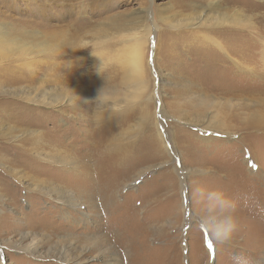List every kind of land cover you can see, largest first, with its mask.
<instances>
[{
  "label": "rangeland",
  "instance_id": "rangeland-1",
  "mask_svg": "<svg viewBox=\"0 0 264 264\" xmlns=\"http://www.w3.org/2000/svg\"><path fill=\"white\" fill-rule=\"evenodd\" d=\"M207 1L0 0V34L2 35L0 39V264H66L51 256L49 245L58 244L61 237L70 236L74 242L68 243V246L76 254L80 248L76 251L74 246H81L80 243L83 245L86 236L93 234H100L102 237L105 234L107 237L105 244L99 245L98 251L103 252V255L98 259L94 258L98 252L96 250L92 252L91 246L88 245V249L83 250L86 251L84 254L86 258L80 264H113L114 260H117L118 264H256L257 261L264 264V245H262L264 127H251L249 121L250 114L257 106L253 108L251 104H247V101L244 103L243 99L241 104H238L237 99H233V107L222 106L225 109L221 106L208 107L210 115L217 116V120L223 123V126L219 127L213 122L211 128L228 131L227 128L230 127V134L218 131L212 133L210 129L205 131L193 125L202 119L195 118L196 122L184 124L177 120L179 118L171 119L165 115L158 117L161 115V99L166 102V110H171L174 104L170 102L177 100L182 73L192 77L195 83H200L199 85L207 92L211 89L216 90L217 85L220 88L224 84H229L227 86L241 87V98L246 97L245 95L253 97L257 92L261 93V90L257 89L260 86L256 87L259 83L264 84V76L262 78L259 72L261 70L264 73L262 70L264 62H260L262 46L256 40L259 37L258 33L246 29H241L239 32L240 30L230 26L225 28L222 34H215V37H221L222 42L229 43L231 40L234 48L241 49L242 65L239 70L234 68L233 64L226 67L218 66L221 60L222 63L227 60L220 56V58L216 57L220 48L213 43L208 42L209 47L207 44L204 45L205 41L200 43L194 40V43H191L187 35H193L197 30L185 27L176 30L163 20L165 13L166 15L178 12L193 14L194 4L205 5ZM246 1L242 0L241 3L229 1L228 4L245 8L246 13L254 15L255 19H253L257 26L264 28V22L262 24L259 22L264 15L262 14L264 7H260L259 3H264V0H248L255 4L251 8L245 5ZM156 6L170 7L164 10L165 13H161L159 10L156 11ZM148 8L149 17L146 16ZM154 15L156 18L153 17ZM46 23L52 29L65 28L69 35L75 36L76 32L79 33L78 36L85 41V45L81 46V57L71 56L69 64L85 69L84 72L87 71L86 73L89 74L97 71L95 82L100 87L102 85L106 87L101 88L105 91L111 89L107 88L108 83L102 77L106 75L111 83L109 85L112 86L120 80V73L110 69L116 61L109 53L99 52L98 42L108 40L114 46L110 45L111 48L106 51L118 52L119 44L116 39H120L124 33H133L134 30L141 29V26L151 29L149 42L145 48L148 54L147 67L157 63L165 74L159 99L156 104H150V116L154 117L156 108V115L161 119L168 140L169 154L160 151L158 155L151 156V153H148L147 156L150 158L141 156L137 164L149 169L132 184L123 187V183L119 182L113 186L109 194H112L111 191L114 189L118 190L112 200L100 186L92 191V187L89 188L91 180L73 183V189L79 190L81 194H87L85 187L92 191L94 203L93 206L90 205L88 211L97 219H101L98 221L99 225L86 222L84 216L73 214L71 207L67 205L63 207V204L61 205L57 200H52L46 194L29 186L32 182L30 176L48 177L66 182L72 180L74 172L50 164L39 170L44 165L34 152L31 149L27 150L28 145L15 142V136L11 137L13 134H21L20 128L24 125L34 128V124L36 125L39 120L57 116L56 124L49 122L47 129L45 127L48 137L61 139L58 140L59 143L63 141L68 144L70 136L67 131L63 137L59 138L58 135L63 134L65 129L77 128L79 134L69 143L79 145L81 148L72 149L67 146L73 155L96 167L95 172L102 160L99 156L104 151L114 156L118 155L122 157L120 160L111 161L117 166H112L114 167L112 177L116 182H122L123 178L129 177H125L118 168L123 169L127 164L125 161L120 163L125 157L109 146L106 147L108 139L104 136L105 146H102L97 155L98 147L94 145H99L101 140L99 137L102 132L97 128L101 124L97 125L92 120L87 122L91 124L89 126L84 121L78 123V120L67 118L50 106L43 104L39 106L22 96L23 90L30 89L31 82L24 77L29 72L28 68H25L24 72L19 71L20 66L17 63H20L21 53L17 51L15 45H10L12 49L7 51L5 49L7 45L1 40L5 38L16 42L21 36L20 32L27 31V35L21 37L30 41L31 33L39 28L43 31V24ZM153 23H158L161 28L156 30ZM211 34H213L212 30ZM232 35L234 38L231 37ZM186 44L193 45L189 49H184L183 46ZM239 44L240 47L236 46ZM154 49L157 54L154 53ZM236 54V52L232 53L237 57ZM14 61H17L16 67L12 63ZM9 63L12 64L10 68L7 67ZM96 66H100L101 71H98ZM149 68L152 71L153 66ZM153 72L154 70L149 72L151 85L155 73ZM94 84L90 85L95 86ZM220 101L225 99L220 97ZM126 116L129 120L124 125L126 126L124 129L130 124L133 125L128 129L132 132V136L128 132L125 134V148L134 154L138 151L143 152L142 145L150 144L143 143V140L154 133L153 128H142L140 125L139 129H133L134 123L139 120V111L129 112ZM176 125L181 126L183 132H175ZM101 128L105 130L106 124H102ZM116 131L117 134L123 132V130ZM173 132L179 135L177 136L179 144L175 146L170 144L168 138ZM19 168L28 173L27 179L22 182L13 175V171ZM93 186L95 187L94 184ZM153 192L155 194H152ZM146 215L149 220L146 219ZM228 217H235L237 226L231 242L226 246H220L213 238L209 225L219 224ZM27 232L35 233L39 237L43 235L46 238L48 235L52 237V242L40 243L41 256L21 248L22 244L26 245L29 242V239L24 240L20 248L19 244H16L20 242L21 234ZM109 246L111 248L104 252ZM256 248H261V251L256 253Z\"/></svg>",
  "mask_w": 264,
  "mask_h": 264
},
{
  "label": "bare ground",
  "instance_id": "bare-ground-1",
  "mask_svg": "<svg viewBox=\"0 0 264 264\" xmlns=\"http://www.w3.org/2000/svg\"><path fill=\"white\" fill-rule=\"evenodd\" d=\"M229 1H234L233 3L242 2V0H208L206 2L207 4L205 5L194 4L192 6V8H194L193 14H190L189 12L180 14L181 12H178L175 14L170 13L166 15L164 10L168 9L170 6H156V11L159 10L161 11V13H165L164 15L160 14L163 15V20H165L167 24H169V26L176 30H180L183 27L190 28L191 30H197V32H195L193 35H187V39L191 40V43H194V40L200 41V43L202 41H205L204 45L207 44L208 47L209 43H213V45L219 47L220 49H218L219 51L216 57L218 58L220 56L228 61V63L227 61L222 63L221 60V64H218V66L221 67H226L229 64H233L235 66L234 68L241 70V49L237 50V48H234V45L232 46L231 40L229 43H225V41L222 42L223 40L220 39L221 37H215V34H222L223 32H225L223 30H225V28H229L230 26L240 30L239 32H241V29L256 32L259 36L258 38H256V40H258V42L261 44L260 46H262L260 52L262 61L260 60V62H264V28L261 26H257L254 20L255 18L253 17L254 15L246 13L244 10L245 8L242 9L238 5L237 7L229 5ZM246 4L249 8L255 5L254 2L248 0L245 2V5ZM259 4H261L260 7H264V3ZM149 14L150 13L148 8V10L146 9V16L149 17ZM262 14H264V12H262ZM153 17L156 18L155 15ZM259 22L261 24L262 22H264V15L259 19ZM153 27L156 28V30L161 28L158 23H153ZM144 28L145 26H143V28L141 26V29L134 30L133 33H124L120 39H116V42L119 44L118 52L106 51L111 48L110 45L114 46L112 43L108 42V40H101L100 42H98L99 52L105 54L109 53L110 57L116 61L114 63V65L116 66L112 65L110 69H114L115 73L117 71L120 73V80L117 83L115 82L116 84H112V86L109 85L111 83H109L110 81H108L109 79L106 75L102 77V79L108 83L107 88H110L111 91H105L104 89L106 87H103V85L102 87L97 85V82H95L97 78V71L94 72V74H89L86 73L87 71L84 72L85 69H80L77 66H71L69 64V58L71 56L72 58L79 57L80 53H82L81 46L85 45V41L80 39V37L78 36V32H76L75 36L71 34L69 35V33H66L68 30H66L65 28L52 29L46 23L43 24V31L39 28L38 30H34L31 33V35L29 36L30 41H27V38L25 39L24 37H21L26 36L27 31L20 32L21 36L17 38L16 42L5 38L4 40H1L5 45H7L5 47L7 51L12 49L10 48V45H15L17 51L21 53V59L19 60L20 63H17L20 66L19 71L24 72L26 70L25 68H28L29 72L26 73L24 77L31 82L29 83L30 89L28 91L23 90L22 93L24 94L22 96H24L31 102L39 104V106L41 104L50 106L57 112L65 115L67 118L78 120V123L84 121L89 126L91 124L87 122L92 120L95 121L97 125L106 124L105 130L101 128V125L97 126V128H99V132H102V135L99 137V139H101L99 145H94V147H98V150L96 151L97 155L98 151H100L102 149V146L105 144L103 143L104 136L106 139H108V144H106V147L109 146L111 149H114L116 153H120L125 157L120 161V163L122 164L125 161L127 162V164L123 169L120 167L118 168L125 174V177H129L126 179L123 178L122 182H116V180H114L115 178L112 177L114 172L113 168L117 166L116 164L113 165L111 161L114 160L116 162V160H120L122 157H119L118 155L114 156L109 152L107 153L106 151H104L103 153L101 152L102 154L99 157H101L100 159L102 160L98 164V169L95 172L94 169L96 167L78 158L76 155H73L67 148V146L71 147L72 149L81 148L79 145L69 143L75 138V136L79 134L77 128H64L65 130L63 131V134H61L60 136L57 134L60 138L63 137L65 132L67 131L68 135L70 136V138H68V144H65L63 141L59 143L58 140L61 141V139H54L47 136L45 127L47 129V124H49V122L56 124L57 116H50L47 120H39L36 125L34 124V128H29L30 126L24 125V127L20 128L21 134L11 135V137L15 136V142L23 145H28L27 150L30 151L31 149L34 152L35 156L42 162L44 166H42L39 170H43L44 167L50 164L54 166H61L62 168H64L63 170L74 172V174L72 175V180H67L66 182L62 180L56 181L48 177L44 178L40 176H33L32 178V176H30L32 182H30L29 186L33 190L39 191L42 194H46V196H48L50 199L57 200L58 203H60L61 205L63 204V207H65L64 205L71 207V209L73 210L72 213L84 216L86 222H92L97 225L100 224L98 221H100L101 219L98 218V220L88 211L90 205L93 206L94 203L93 195L91 193L94 189L100 186L104 192L108 193L106 194L107 196H111V199H109L112 200L114 193L118 190L114 189L113 191H111L112 194H109V190H111L113 186H115L119 182L123 183V187L127 186L128 184H132L149 169V167H141L139 164H137V162H139L137 160H139L141 156L150 158V156H147L148 153H151L152 156L158 155L160 151H166L169 154L167 150V148H169V144H167L168 140L166 139L164 130L162 128L161 119L158 117L168 116L171 119L179 118L181 120H177L179 122L182 121L184 124H188L189 122L192 124V122H196L197 120H195V118L202 119L198 123L193 125L199 126L205 131L210 129L209 131H211L212 133L217 131L229 133V131H231L230 127L227 128L228 131H219L215 128H211L213 126V122L217 123L216 125H218L219 127L223 126V123L217 120V116L210 115V113L208 112L209 110L207 109L210 106H221L222 109H225L223 108L224 106H226V108L233 107V99H237L238 104H241V99H243L244 103L247 101V104H251L253 108L257 106L255 111L250 114L249 121H251V127H264V109H262V107H264V84H262V86L259 83L256 86H260V88H262H257L258 90H261V93L257 92L255 93L256 95H253V97L245 95L246 97L241 98V87H236L235 85L232 87L227 86L229 84H224L220 88H218L217 85L216 90L211 89V92H207L206 89H203V87L199 85L200 83H195V80L192 77L188 76V74L184 75L183 73L181 74V78L179 81V88L177 87L179 92L176 98L177 100H175V102H170V104H174L171 110H166V102L161 99V115L157 117L155 108L154 117L153 115L150 116V104H156L157 99H159L160 88H162V85L164 84L163 81L165 74L159 67V64L157 65V63H153V65H150L153 66L152 71L154 70L155 72H153L154 78L153 84L151 85L149 72L152 71L149 68L150 66L147 67L146 59L148 58V54L145 51L146 44L149 42L151 29ZM211 30L213 34H211ZM1 37L2 35L0 34V39ZM231 37L234 38V35H232ZM191 46H188V44H186L183 46V48L189 49L191 48ZM236 46L240 47V44ZM233 52L237 53V57L232 55ZM15 62L17 61H14L12 63L16 67ZM9 66L11 67L12 64H7V67ZM96 67L98 71L101 69L100 66ZM249 67L251 68V66ZM213 69L216 68L214 67ZM259 72L261 77L263 78L264 73H262L261 70ZM75 81H77L78 83H76ZM74 82L76 84H74ZM94 82L96 84H94ZM92 83L95 86L90 85ZM98 88L104 89H99V91ZM98 91L99 93L97 95L96 93ZM94 94L96 95L94 96ZM220 97L224 98L225 101H220ZM89 109L93 111L90 112ZM135 110L140 112V117L138 122L134 123L133 129H139V126L141 125L142 128L147 127L151 129L152 127L154 131V133H152L148 138L143 140V143L145 142L150 144H143V152L138 151V155L131 153V150H126L125 148V134L128 132L131 133L132 136V132H130V130L128 129H130V126L133 125L130 124L127 129H124L126 127H124V125L127 124L129 120L126 115L129 112L134 113ZM175 114H179L180 116ZM116 130H118V132L120 130H123V132H121V134H117ZM183 130L184 129L179 125H176V128H174L175 132H183ZM175 132L170 133L171 136L168 135V138L171 141L170 144L173 146L179 144L177 140V136L179 135H176ZM137 134L139 135V133ZM106 135H108V137ZM93 154L94 152L91 153V155ZM94 164L96 165V163ZM20 169L21 168L14 170L13 175L22 182L27 179L28 173L25 170L23 172V170ZM93 176L94 180H92ZM80 180L82 182L91 180V183H89V188L92 187V191L89 190L88 187H85L87 194H81L79 190L73 189V183ZM93 184L95 185V187L93 186ZM132 186H134V184ZM152 194L155 193L153 192ZM147 216L148 215H146V219L149 220ZM50 237L51 236L49 235L47 238L44 235L43 237H39L35 233L27 232L21 234L20 242H17L16 244H19L20 248V244L23 243L24 240L26 241V239H29V242L26 245L22 244L21 248H26L30 253H38V255L36 256H41L40 243L52 242V237ZM106 239L107 237L105 234L104 237L100 236V234L87 235L85 238L86 241L83 245L80 243L79 245L81 246H74V248H76V251L77 248H80V251L75 254L68 246V243H72L74 242V240L71 239L70 236L61 237L58 244L49 245L50 254L51 256H55L57 260L59 259L63 263L80 264L86 258L84 256L86 251L84 252L83 250H87L88 245L91 246L90 249L92 250V252L93 250H96L98 252L96 257L94 258H100L103 255V252L98 251L99 245L100 243H104ZM262 243V245H264V236ZM110 248L111 246L107 247L106 249H104V252H106ZM260 251L261 248H256V253ZM113 264H118V261L114 260ZM256 264H261V262L257 261Z\"/></svg>",
  "mask_w": 264,
  "mask_h": 264
},
{
  "label": "clouds",
  "instance_id": "clouds-1",
  "mask_svg": "<svg viewBox=\"0 0 264 264\" xmlns=\"http://www.w3.org/2000/svg\"><path fill=\"white\" fill-rule=\"evenodd\" d=\"M236 226L237 222L235 217H228L219 224L209 225L213 238L220 246H226L231 242Z\"/></svg>",
  "mask_w": 264,
  "mask_h": 264
}]
</instances>
